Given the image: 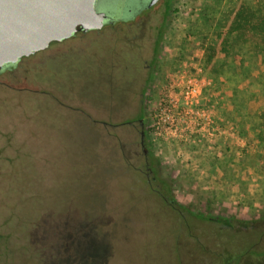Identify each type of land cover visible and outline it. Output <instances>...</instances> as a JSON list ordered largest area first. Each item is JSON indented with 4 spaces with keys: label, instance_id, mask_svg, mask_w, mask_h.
Listing matches in <instances>:
<instances>
[{
    "label": "rangeland",
    "instance_id": "374dc122",
    "mask_svg": "<svg viewBox=\"0 0 264 264\" xmlns=\"http://www.w3.org/2000/svg\"><path fill=\"white\" fill-rule=\"evenodd\" d=\"M231 1L171 0L144 97L148 158L138 125L110 130L136 115L123 110L135 77L105 67L128 59L124 25L0 69V264H264V135L255 128L264 62L250 45L233 49L236 61L217 46ZM214 47L225 77L207 64ZM189 78L199 81L194 100L184 93ZM234 91L237 106L252 99L232 130L223 125ZM162 196L212 220L182 227ZM228 220L234 233L222 228Z\"/></svg>",
    "mask_w": 264,
    "mask_h": 264
},
{
    "label": "water",
    "instance_id": "95a60500",
    "mask_svg": "<svg viewBox=\"0 0 264 264\" xmlns=\"http://www.w3.org/2000/svg\"><path fill=\"white\" fill-rule=\"evenodd\" d=\"M96 2L0 0V69L71 38L80 28L101 31L107 15L96 9ZM158 2L151 0L150 6ZM141 134L144 144L145 132Z\"/></svg>",
    "mask_w": 264,
    "mask_h": 264
},
{
    "label": "flooded vegetation",
    "instance_id": "af4514ba",
    "mask_svg": "<svg viewBox=\"0 0 264 264\" xmlns=\"http://www.w3.org/2000/svg\"><path fill=\"white\" fill-rule=\"evenodd\" d=\"M103 1L105 7L108 10L104 12L107 15L104 28L107 27L108 24H122L126 27V29L120 33L119 39L121 40V52L125 51L128 56V59L124 63L119 61L122 57L120 54L118 55L119 58L115 60V63L113 62L111 64H105V67L115 76L116 74H125V72L128 70V73L135 77L131 78V81L127 83V86L124 90L126 96L131 99L128 102V105L125 104L123 110L129 109L135 112L136 115H141L144 108V97L147 93L149 82L154 73L155 64L158 60L160 46L164 37L165 27L168 24V18L171 13V0H159V2L152 7L150 6L151 0L146 2L145 0ZM104 28L102 30H104ZM78 30L79 31L71 38L65 39L58 44L63 46L65 43H69L70 41L72 42L78 36L86 37L89 34H97L102 31L91 30L85 32L81 28ZM71 46L72 50L77 48L75 42ZM78 48L77 53L83 57V54H86L87 49L85 47ZM81 51H84L83 54ZM21 61L22 60L15 64H18ZM135 62H138V64L140 63L141 65L139 64L137 66ZM15 64L4 65L1 69L8 68ZM134 79L135 81H133ZM116 84L117 82H114L113 86ZM134 123H136V121L129 122L128 126L134 128ZM139 124L143 129L144 122L142 119L139 120ZM143 131L144 130H142L141 133ZM141 147L143 149L145 158H148L149 154L145 146V142L143 144L141 141Z\"/></svg>",
    "mask_w": 264,
    "mask_h": 264
},
{
    "label": "trees",
    "instance_id": "16d2710c",
    "mask_svg": "<svg viewBox=\"0 0 264 264\" xmlns=\"http://www.w3.org/2000/svg\"><path fill=\"white\" fill-rule=\"evenodd\" d=\"M170 1V0H169ZM97 4L100 6L101 2L100 0H98ZM231 7L225 11V14L221 20V27L223 28V30H225L226 32H224V34L220 35L221 41L222 43H218L217 46L221 48L222 53L225 54V56L227 57V59L229 60H234L236 61L237 57L240 56V52L239 54H236L235 52H233V49L236 46H241V45H250L252 47V49L254 51H256L258 53L259 56L262 57V61L264 62V0H234V2L231 1L230 3ZM217 48H213L212 49V53L210 52V55L207 59V64L211 66V68H215V71L217 70L218 72H215L217 75L221 76V77H225V73L219 70V64L216 65L214 64V57L217 54ZM236 57V58H235ZM232 63V62H231ZM226 64V63H225ZM230 65V64H229ZM234 65V64H232ZM249 79L250 78H246ZM248 93V92H247ZM243 93L244 96L246 95H250V93ZM236 94L239 95L238 91H234V95H233V102H234V106H235V113H237L238 115H240L241 113H243V115H245V112L248 111V102L251 101L252 96L251 97H245L244 101H242V105L237 106L236 104ZM143 112L141 113V115H135V118L127 120V121H123L120 123H114L112 122V125L115 127H112L110 130H116L119 131L121 130L123 127H127L129 122H135V127L139 126V129L142 130L141 125L139 124V120H143ZM259 118V120H257V122L259 124H257L256 128L260 129L261 134L264 135V107L263 109L260 111V113L256 114ZM246 117H244L245 119ZM243 119V120H244ZM138 125V126H137ZM254 125V124H252ZM130 127V126H129ZM136 131V130H135ZM257 138L260 140V135L257 134ZM140 140L142 141V137H141V131H140ZM264 140V139H263ZM141 144V143H140ZM147 169L148 165H147ZM135 171L138 172V170L136 169ZM147 184H148V189L152 190L153 186H151L154 182V179L150 178V174L149 177L147 175ZM148 191V190H147ZM154 192L159 193V191L157 189H153ZM149 195L151 197V195L153 196V194L148 191ZM151 194V195H150ZM155 197V195H154ZM163 197V196H162ZM164 199V202L167 203L169 206H171V208L175 211L178 212V218L180 219V226L185 225L186 227L188 225H190V222H193L194 219H205V220H209L211 221L212 218L204 216L202 213H191V212H186V210H183V208H179L180 205L177 203L176 200H171L168 201L167 199ZM27 217V216H26ZM36 218V216H34ZM39 219V218H37ZM232 220H228V224L227 225H223L222 228L224 229H230L231 232L230 233H234L233 231H235V228L233 227V225L231 224ZM17 232L20 231L21 226H15ZM31 241V242H30ZM30 247L33 248L34 244L32 243L33 241L30 240ZM18 246V245H17ZM29 247V249H30Z\"/></svg>",
    "mask_w": 264,
    "mask_h": 264
},
{
    "label": "crops",
    "instance_id": "0c3cea01",
    "mask_svg": "<svg viewBox=\"0 0 264 264\" xmlns=\"http://www.w3.org/2000/svg\"><path fill=\"white\" fill-rule=\"evenodd\" d=\"M233 95H230V97H229V101L227 100V103L225 104V106H227L228 104H234V102H233ZM219 100H220V98H219ZM221 110H222V108H221ZM220 110V111H221ZM229 111V113H231V115H232V119L231 120H229V122H228V124L227 125H223V126H225V127H227V128H230L231 127V129L232 130H235V129H237L239 126H238V123L240 122V120H239V118L237 117V116H235L234 117V115L233 114H235V106L233 105V107L230 109V110H228ZM220 121H223V120H221L220 119ZM256 128V127H255ZM248 130H251L252 132L254 131L255 133H257V130L256 129H253V127H252V125H250L249 127H248ZM229 150V149H228ZM232 149H230L229 151H231ZM232 152V151H231ZM217 164V163H216ZM228 164H232V163H228ZM214 166H216L217 168H220L221 169V172L223 173V175L226 173V171L224 170V169H227V168H225V167H223V165H214ZM233 166V165H232Z\"/></svg>",
    "mask_w": 264,
    "mask_h": 264
},
{
    "label": "built area",
    "instance_id": "2783aa9c",
    "mask_svg": "<svg viewBox=\"0 0 264 264\" xmlns=\"http://www.w3.org/2000/svg\"><path fill=\"white\" fill-rule=\"evenodd\" d=\"M184 93H185V96L187 99L191 98V100H194L197 97L199 98L201 95V93H199V81L196 79H193V78H189L187 80L186 85L184 86ZM166 106H167V104H166ZM173 107H175V105H173ZM164 112H165V109H162L161 114Z\"/></svg>",
    "mask_w": 264,
    "mask_h": 264
}]
</instances>
